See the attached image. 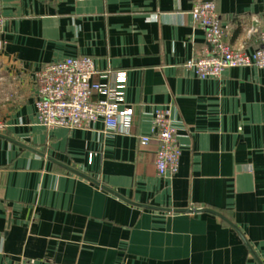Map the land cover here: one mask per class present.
<instances>
[{"label":"crops","instance_id":"crops-1","mask_svg":"<svg viewBox=\"0 0 264 264\" xmlns=\"http://www.w3.org/2000/svg\"><path fill=\"white\" fill-rule=\"evenodd\" d=\"M194 1L0 0V264H264V68L185 67L207 46ZM214 1L226 41L258 47L264 0ZM86 55L134 109L129 134L40 124L37 72ZM158 107L181 146L173 178L158 140L140 143Z\"/></svg>","mask_w":264,"mask_h":264},{"label":"built area","instance_id":"built-area-1","mask_svg":"<svg viewBox=\"0 0 264 264\" xmlns=\"http://www.w3.org/2000/svg\"><path fill=\"white\" fill-rule=\"evenodd\" d=\"M190 14L194 22L205 29L207 46L203 52L184 64L200 79L218 78L232 68L253 66L264 68V22L255 19L251 32L257 34L260 45L251 51L236 48L225 39V31L214 0H196ZM260 21V22H259ZM0 17V32L3 29ZM98 74L91 56L67 57L45 63L36 74V109L41 125L48 129L83 128L102 121L104 132L130 133L134 109L122 107L119 92L108 84L95 80ZM103 95L94 99L93 94ZM8 124L0 119V133ZM158 140L156 167L162 177L173 178L179 171L181 146L171 109L155 110L151 135L140 137L145 145Z\"/></svg>","mask_w":264,"mask_h":264},{"label":"water","instance_id":"water-1","mask_svg":"<svg viewBox=\"0 0 264 264\" xmlns=\"http://www.w3.org/2000/svg\"><path fill=\"white\" fill-rule=\"evenodd\" d=\"M0 136H3V135H0ZM36 152H39V151H36ZM54 160V159H53ZM56 162H58V161H56ZM59 163V162H58ZM60 164H62V163H60ZM64 167H66L67 169H69V170H71V171H73V172H75V173H77V174H79V175H81V176H83V177H86V178H88V179H90V180H92L93 182H95V183H98V184H100L99 182H97L93 177H91V176H89V175H87V174H85V173H83V172H81V171H78L77 169H75V168H73V167H71V166H69V165H65V164H62ZM103 188H106V189H108L106 186H104V185H101ZM142 206H144V207H148V208H155V209H159V210H165V211H174V212H193V211H196V212H211V213H215V214H217V215H219V216H221V217H223L222 216V214L221 213H219L218 211H215V210H213V209H210V208H199V209H191V208H177V209H171V208H165V207H154V206H150V205H142Z\"/></svg>","mask_w":264,"mask_h":264}]
</instances>
